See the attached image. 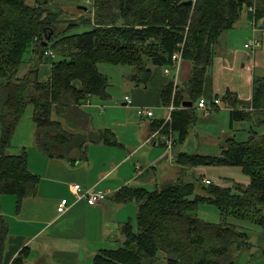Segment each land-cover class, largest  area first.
Masks as SVG:
<instances>
[{
  "label": "trees",
  "instance_id": "obj_1",
  "mask_svg": "<svg viewBox=\"0 0 264 264\" xmlns=\"http://www.w3.org/2000/svg\"><path fill=\"white\" fill-rule=\"evenodd\" d=\"M92 0L90 19L58 31L57 15L43 8L47 0H0V197H16L15 212L22 200L37 195L39 179L27 168L26 152L10 156L7 150L29 105L33 107L34 147L48 158L70 164L85 161L86 143L118 145L108 130L90 128V116L82 110L89 97L109 99L108 81L96 65L103 63L134 69L131 80L146 84L151 69L171 65L172 54L182 44V55L191 64L190 75L178 87L171 121L153 128L178 133L183 141L197 116L193 106L201 99L207 67L221 33L232 28L243 9L250 20L264 25V0ZM89 9V7H87ZM90 26L79 34L73 27ZM46 50L54 58L44 56ZM33 57L34 68L19 77L24 55ZM51 66L49 78L38 80V66ZM171 87L162 91L163 106L169 104ZM221 100L230 107L229 121L250 124L245 142L227 139L216 156L179 154L176 162L187 168L238 167L249 178L243 186L205 184L195 194L193 183H169L147 192L125 187L113 199L138 204L136 231L130 223L119 231L121 240L113 250H101L92 264H156L163 254L166 264H234L243 249H250L248 236L230 219L249 221L264 229V77H254L249 105L237 109L236 97ZM174 137V136H173ZM175 143V138H174ZM212 205L219 222L210 223L193 214L199 205ZM0 216V244L5 235ZM23 249L15 262L27 257Z\"/></svg>",
  "mask_w": 264,
  "mask_h": 264
},
{
  "label": "crops",
  "instance_id": "obj_2",
  "mask_svg": "<svg viewBox=\"0 0 264 264\" xmlns=\"http://www.w3.org/2000/svg\"><path fill=\"white\" fill-rule=\"evenodd\" d=\"M248 11L243 9L232 28L222 32L214 45V56L206 69L201 94V99L207 102L214 98L222 99L229 93L236 97L238 102L240 100L244 103L241 107L238 104L237 109L249 105L254 76L251 85L248 82L247 86L246 57L251 56L253 59V74L264 77V25L256 22L255 36L262 34L260 39L258 37V47L252 50L244 47L253 34ZM231 32L238 33L241 39L245 37L242 47L240 41L237 43L232 40ZM26 54L19 77L29 68L31 55ZM47 65L42 66L38 72L40 82L49 78L51 66ZM127 67L103 63L96 65L97 72L106 79V73H113L114 78L129 80L125 82V86L131 104L124 102L126 96L121 100L122 109L115 107L110 97L102 100L93 96L85 101L82 110L90 116V128L94 131H110L118 143L115 146L103 142L86 143L85 161L70 164L66 160L48 158L39 152L34 147L33 107H27L7 154L20 156L26 152L27 168L39 179L38 190L36 196L22 200L17 213L15 196L0 197V216L4 219L5 226V237L0 244V264H92L99 251L113 250L110 246L118 245L121 240L119 229L123 224L130 223L133 227L136 222L138 204L134 201L116 202L113 196L117 192L125 187L152 192L161 190L171 182L189 183L185 181L190 171L187 167L179 165L176 159L179 154H187L183 151L188 145V138L196 120L188 128L183 141H178L177 132L173 134L174 146L171 152L166 151L162 135L158 133V129L153 128V124L163 121L166 116L162 91L167 85H171L170 79L161 69H151L146 84L143 87L134 86L130 83L134 69H125ZM190 70L191 64L184 60L181 64L180 85L186 83ZM107 88L106 93L111 96L112 93L107 91ZM220 105L228 112V127L233 130L234 123L241 122L230 124V107L227 101L221 100ZM137 108L153 110V115L149 118L138 116L146 121L142 126H134L133 122L128 120H114L109 114V110L135 111ZM193 108L195 114L199 112L203 118L210 117L211 113L204 114L201 109L196 108V103ZM258 129L259 132L256 128L253 130L264 134V126ZM221 135L218 139L209 140L218 146V149L223 141L233 139L231 135ZM191 170L199 174L203 183L208 180L212 184V178H207L205 173H215L219 179L216 185L220 187H231L233 183L243 186L249 184V178L238 167L200 166ZM72 184L79 185L84 191L103 192L106 194V200L95 206H88L83 200L76 201L69 190ZM64 199L70 207L63 214H58L57 206ZM260 234L255 242L257 246L254 249L251 247L241 250L234 264H264V229ZM23 249H27V257L15 262Z\"/></svg>",
  "mask_w": 264,
  "mask_h": 264
},
{
  "label": "rangeland",
  "instance_id": "obj_3",
  "mask_svg": "<svg viewBox=\"0 0 264 264\" xmlns=\"http://www.w3.org/2000/svg\"><path fill=\"white\" fill-rule=\"evenodd\" d=\"M49 3L47 5H42L43 8L48 9V11L55 13L57 15L58 22L57 30H63L65 29L69 23H80L83 19H90L91 13H92V0H47ZM26 3L30 6H34V0H26ZM89 7V9L87 8ZM85 8V9H84ZM93 14V13H92ZM90 26H82L79 25L78 27H73L72 31L70 33L72 34H79L86 30H89ZM232 40L235 42L240 41V46L242 47L243 39L239 37V34L236 32H231ZM260 36L262 37V34H260L258 37L260 39ZM238 46V45H237ZM238 46V48H240ZM27 54L24 55L26 57ZM33 59V58H32ZM29 62L28 66L29 68H34L36 65H34L33 60ZM248 63L246 64V84L248 86V82L251 85L252 77H257L258 75L253 74L252 66H253V59L252 57H246ZM48 64V63H47ZM47 64H41L38 66V69L41 70L42 66L47 67ZM101 67V66H99ZM127 67V66H126ZM28 68V69H29ZM130 67H127L125 69H129ZM101 69V68H100ZM132 69V68H131ZM106 72V71H105ZM41 74V71H40ZM108 74V75H107ZM113 73H106L108 76L107 80L109 82V87L107 88V91L112 93L110 97V101L117 107L118 109H122L121 106V100L124 96L129 97L127 93V88L125 86V82L129 81L126 79H123L121 77L117 78L112 75ZM113 78L112 80H110ZM134 86H140L143 87V84L139 82H130ZM239 107L243 106L244 103H241L239 100ZM247 103V102H246ZM221 106V105H220ZM30 108V106L28 107ZM153 111V110H152ZM109 114L113 117L114 120H128L129 122H133V125L135 126H142L141 124L145 123V119H141L138 117L136 110L130 111V110H109ZM196 122L193 126V129L190 132V137L188 138V145L185 147V151L189 155L198 154V155H209V156H216L219 154L218 146L213 145L211 142H209L210 139L213 138H219L221 136H232V138L236 142H245L248 140L250 133L249 129L251 127L248 123H234L233 130H230L228 127V112L226 109H223V107H220L218 110L212 111L210 114V117L203 118L201 113L196 112ZM207 117V116H205ZM256 128L259 132V127H253V129ZM183 150V149H182ZM191 169L188 168L189 177L185 182H191L195 186V194L201 195L203 194V188H205V184L202 182L200 176L198 173L193 172ZM210 173V172H209ZM207 178H212V184L216 185L219 183L218 177L215 175V173H205ZM153 190V189H148ZM195 214L199 219L210 222V223H217L219 222V214L217 209L212 205H199L197 210L193 213ZM232 224L239 227V230H242L246 233L248 236V242L250 247L254 249L256 245V239L257 236L260 237V233L263 231L260 227L253 224L249 221H238L230 219ZM133 230L136 231V222L133 223ZM110 248H117V246L113 245L110 246ZM163 254L158 255V261L156 264H166V261L164 260Z\"/></svg>",
  "mask_w": 264,
  "mask_h": 264
},
{
  "label": "built area",
  "instance_id": "obj_4",
  "mask_svg": "<svg viewBox=\"0 0 264 264\" xmlns=\"http://www.w3.org/2000/svg\"><path fill=\"white\" fill-rule=\"evenodd\" d=\"M248 10L251 12H254L253 8H249ZM250 26H251V30H252L253 34H252V37L248 40V42L244 44V47L252 50L253 48L258 47L259 39H258V37L255 36V31H256L257 27H256V22L254 20H252L250 22ZM182 48H183L182 44L178 45L177 50L172 54L171 65L161 68L162 73L170 79V83H171V85H170V87H171V98H170L169 104L164 106V109L166 111V116L163 119L162 127L166 123L171 121V113L175 109L174 99H175L178 87L180 85L181 64L184 61L182 51H181ZM44 56L53 59L55 55L51 50H46L44 52ZM124 102L127 105L131 104V101L128 97H124ZM220 104H221L220 98L211 99V100H209V102L205 101L204 99H199V101L196 103V108L201 109L204 114H209L212 111H215L217 108H219ZM136 113L139 117H147V118H149L153 115L152 111L147 110L145 108H137ZM160 130H161V127L158 130V133H160ZM162 139H163V146H164L165 150L168 152H171V150L174 146V137H173V134L171 133V131H168L167 133L162 134ZM204 184H206V185L210 184V181L205 180ZM69 190H70L71 194L73 195V197L75 198L76 201L83 200L86 202V204L88 206H95V205H98V204H100L106 200V194L105 193L100 192V191H94V190H85L84 191L81 189V187L79 185H76V184L70 185ZM69 207H70V205L68 204V202L65 199L61 200L57 206V209H56L57 213L63 214Z\"/></svg>",
  "mask_w": 264,
  "mask_h": 264
},
{
  "label": "water",
  "instance_id": "obj_5",
  "mask_svg": "<svg viewBox=\"0 0 264 264\" xmlns=\"http://www.w3.org/2000/svg\"><path fill=\"white\" fill-rule=\"evenodd\" d=\"M184 3H186L188 5H191L193 2L191 0H189V1H185ZM192 106H193V103L190 102V101H185V102L182 103V107L183 108H191Z\"/></svg>",
  "mask_w": 264,
  "mask_h": 264
}]
</instances>
